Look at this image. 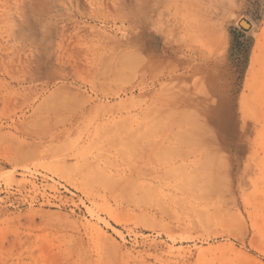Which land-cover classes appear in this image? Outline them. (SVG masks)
Instances as JSON below:
<instances>
[{
    "label": "rangeland",
    "instance_id": "rangeland-1",
    "mask_svg": "<svg viewBox=\"0 0 264 264\" xmlns=\"http://www.w3.org/2000/svg\"><path fill=\"white\" fill-rule=\"evenodd\" d=\"M0 264H264V0H0Z\"/></svg>",
    "mask_w": 264,
    "mask_h": 264
}]
</instances>
